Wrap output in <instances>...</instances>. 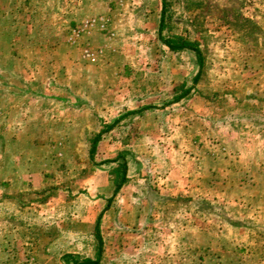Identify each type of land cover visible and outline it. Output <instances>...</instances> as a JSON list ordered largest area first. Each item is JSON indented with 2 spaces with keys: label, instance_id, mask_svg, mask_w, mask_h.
<instances>
[{
  "label": "rangeland",
  "instance_id": "obj_1",
  "mask_svg": "<svg viewBox=\"0 0 264 264\" xmlns=\"http://www.w3.org/2000/svg\"><path fill=\"white\" fill-rule=\"evenodd\" d=\"M166 2L196 82L161 0H0V264H264V0Z\"/></svg>",
  "mask_w": 264,
  "mask_h": 264
},
{
  "label": "trees",
  "instance_id": "obj_2",
  "mask_svg": "<svg viewBox=\"0 0 264 264\" xmlns=\"http://www.w3.org/2000/svg\"><path fill=\"white\" fill-rule=\"evenodd\" d=\"M171 14H169L168 10V4L166 0H161V10H160V18H159V26H158V38L160 39L163 46H165L169 51L173 53H178L181 51H190L196 58V63L198 66V71L196 75L193 78V82H196L202 73L203 68V56L201 53V50L196 42H192L189 40L184 39L180 36H172L169 38H162L161 37V30L166 26V21L170 20ZM145 110V109H143ZM143 110H138L131 113H141ZM101 133L94 137L91 143L90 153L93 155V152L97 146V143L100 139ZM110 163H114L115 166L111 168L110 175L112 177V185H113V195L115 196L117 193L120 192L122 187L127 182V171H128V164L124 157L121 158H115ZM99 222L100 217L96 221L95 224V232L94 237L97 244L96 249V256L97 258L95 260H85L83 262L76 261L74 264H97L98 260L100 259L101 251H102V241L99 233Z\"/></svg>",
  "mask_w": 264,
  "mask_h": 264
},
{
  "label": "crops",
  "instance_id": "obj_3",
  "mask_svg": "<svg viewBox=\"0 0 264 264\" xmlns=\"http://www.w3.org/2000/svg\"><path fill=\"white\" fill-rule=\"evenodd\" d=\"M161 10V9H160ZM157 15H158V19L160 18V12L159 13H157ZM100 217V220H101V215H98L97 217H96V220L95 221H97L98 220V218ZM96 224V223H95ZM99 224H100V222H99ZM99 233H100V228H99ZM101 236V235H100ZM79 262V261H78Z\"/></svg>",
  "mask_w": 264,
  "mask_h": 264
}]
</instances>
